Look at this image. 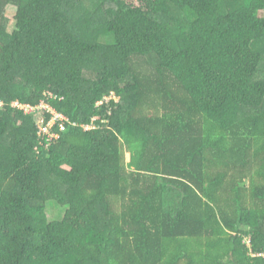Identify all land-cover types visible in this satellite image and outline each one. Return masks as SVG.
Returning <instances> with one entry per match:
<instances>
[{"label":"trees","instance_id":"trees-1","mask_svg":"<svg viewBox=\"0 0 264 264\" xmlns=\"http://www.w3.org/2000/svg\"><path fill=\"white\" fill-rule=\"evenodd\" d=\"M263 11L0 0V264H264Z\"/></svg>","mask_w":264,"mask_h":264},{"label":"rangeland","instance_id":"rangeland-1","mask_svg":"<svg viewBox=\"0 0 264 264\" xmlns=\"http://www.w3.org/2000/svg\"><path fill=\"white\" fill-rule=\"evenodd\" d=\"M15 8L14 7H9L7 9V14H6V31L11 32L14 28V15ZM174 15H181L180 11H174ZM262 16H264V11L261 13ZM262 76L264 75V60L262 61V71H261ZM120 99H117V102H119ZM105 125L109 128H111V121L108 122L107 120L104 121ZM109 123V124H108ZM177 198L174 194L169 193V196L167 197V204L170 206H173L175 203H177ZM65 208L63 205H61L58 200H52L49 201L46 205L45 208V215L48 219V221H55V220H60L63 217Z\"/></svg>","mask_w":264,"mask_h":264},{"label":"built area","instance_id":"built-area-1","mask_svg":"<svg viewBox=\"0 0 264 264\" xmlns=\"http://www.w3.org/2000/svg\"><path fill=\"white\" fill-rule=\"evenodd\" d=\"M50 99H55L56 97L50 96ZM110 98H114L113 96H110L108 98H106V101L108 102L110 100ZM117 101V99H116ZM101 104V103H100ZM23 109H25L26 112H34L36 110H40V109H44L47 110L48 113H50L52 115V118L45 124L44 127L41 128V132L43 134L49 133L50 129L55 125V123L60 122V131H64L65 130V121H67V118L65 117V115L60 114L58 112H56L51 105L42 102L41 105H39L38 107H31L29 105H25L23 107ZM44 120H42L41 123H43ZM90 127H86V129H89ZM55 138H58L59 135L56 134L54 135Z\"/></svg>","mask_w":264,"mask_h":264}]
</instances>
